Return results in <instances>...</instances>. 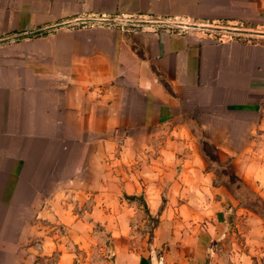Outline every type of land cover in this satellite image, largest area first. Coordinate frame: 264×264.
Listing matches in <instances>:
<instances>
[{
  "label": "crops",
  "instance_id": "crops-1",
  "mask_svg": "<svg viewBox=\"0 0 264 264\" xmlns=\"http://www.w3.org/2000/svg\"><path fill=\"white\" fill-rule=\"evenodd\" d=\"M99 18L181 25H61ZM49 27L0 43V264H256L207 173L175 175L173 152L140 150L115 175L109 157L118 129L264 110V0H0V40ZM244 151L231 160L264 179ZM136 195L157 218L143 250L129 234Z\"/></svg>",
  "mask_w": 264,
  "mask_h": 264
},
{
  "label": "rangeland",
  "instance_id": "rangeland-1",
  "mask_svg": "<svg viewBox=\"0 0 264 264\" xmlns=\"http://www.w3.org/2000/svg\"><path fill=\"white\" fill-rule=\"evenodd\" d=\"M185 111L186 114L178 119L159 124L152 130L112 131V139L117 143L111 147L109 169L117 175L124 168L123 161L119 164L118 159L125 156L130 159L127 170H132L134 153L140 154V150L145 161L150 153L154 157L165 154L164 150L173 152L172 169L175 175L195 168L208 174V185L220 189L215 196L222 192L226 217L233 229L234 245L248 252L254 263L264 264V179L247 177V162L231 160L235 157L232 153L247 150L243 154L249 156V167L252 162L255 170L264 172V127L257 129V124L264 123V110H250L236 115L219 113V110ZM249 123L255 125L254 131L246 129ZM124 139L127 142L121 148L119 144L123 145ZM137 160L140 161L139 158ZM112 181L118 184L117 179ZM191 181L195 186H205V178H193ZM126 202L133 205L129 215V234L135 237L132 246L143 250L153 236L157 218L148 212L141 195L129 197ZM3 214L1 211L0 217ZM17 215L21 216V212H15ZM92 229L102 236L101 228ZM51 230L59 232L60 228L52 227ZM103 237L107 245L106 233Z\"/></svg>",
  "mask_w": 264,
  "mask_h": 264
},
{
  "label": "water",
  "instance_id": "water-1",
  "mask_svg": "<svg viewBox=\"0 0 264 264\" xmlns=\"http://www.w3.org/2000/svg\"><path fill=\"white\" fill-rule=\"evenodd\" d=\"M76 22H97V23H124V24H136V25H159V26H177V25H181L179 23H175V22H163L161 20L158 21H151V20H113V19H78V20H73V21H69V22H65L61 25H69L72 23H76ZM185 26L188 27H202V28H208V27H204V26H197V25H191V24H183ZM49 28H44V29H38L36 31H32V32H28L25 34H19V35H15V36H11L8 38H3L0 40L1 42H5L8 40H14V39H18L21 37H25V36H29L32 34H36V33H40L42 31L48 30ZM210 29H221V30H226V31H230V32H235V33H244L245 31L242 30H230V29H225V28H210ZM246 33V32H245ZM252 33V32H250Z\"/></svg>",
  "mask_w": 264,
  "mask_h": 264
},
{
  "label": "built area",
  "instance_id": "built-area-1",
  "mask_svg": "<svg viewBox=\"0 0 264 264\" xmlns=\"http://www.w3.org/2000/svg\"><path fill=\"white\" fill-rule=\"evenodd\" d=\"M100 19V18H99Z\"/></svg>",
  "mask_w": 264,
  "mask_h": 264
}]
</instances>
